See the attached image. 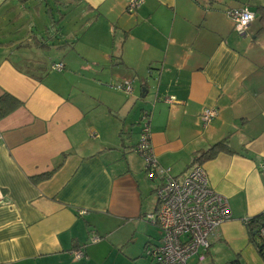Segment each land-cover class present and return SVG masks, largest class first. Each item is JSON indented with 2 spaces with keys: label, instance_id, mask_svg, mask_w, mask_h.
<instances>
[{
  "label": "crops",
  "instance_id": "0c3cea01",
  "mask_svg": "<svg viewBox=\"0 0 264 264\" xmlns=\"http://www.w3.org/2000/svg\"><path fill=\"white\" fill-rule=\"evenodd\" d=\"M40 1L0 0V96L20 101L0 118V264H152L145 248L161 233L143 217L156 205L135 150L143 111L172 175L228 140L198 163L232 216L196 264H262L242 219L264 211V0H141L132 12L129 0H54L87 19L65 32L58 9L36 27ZM240 7L255 13L245 34L226 14ZM45 48L66 57L35 58ZM124 81L131 92L113 87ZM137 87L149 108L131 102ZM204 109L216 111L206 123Z\"/></svg>",
  "mask_w": 264,
  "mask_h": 264
},
{
  "label": "built area",
  "instance_id": "2783aa9c",
  "mask_svg": "<svg viewBox=\"0 0 264 264\" xmlns=\"http://www.w3.org/2000/svg\"><path fill=\"white\" fill-rule=\"evenodd\" d=\"M140 1L129 0L126 10H136ZM226 14L239 34H245L255 18V13L246 7L227 9ZM249 16L251 19H248ZM51 69L61 71L63 63H52ZM113 87L131 92V81ZM167 101L172 103L173 99ZM147 113H142L144 123L135 150L143 157L147 177L158 181L155 187L156 205L143 217L160 229L161 236L158 243L146 246L145 255L151 258L152 264H190L189 258L196 256L191 263L196 264L204 259L211 242L218 238L220 225L231 218V208L225 196L209 187L206 173L200 164L194 163L180 175H172L169 169L158 164L150 142L149 126L145 122ZM215 115L214 109H204L201 120L206 123ZM260 169L264 170V163ZM247 221L248 217L242 219L243 223ZM260 232L264 235V229ZM99 239L97 234L91 233L90 242ZM72 255L80 259L84 257V252L81 248L74 249Z\"/></svg>",
  "mask_w": 264,
  "mask_h": 264
},
{
  "label": "rangeland",
  "instance_id": "374dc122",
  "mask_svg": "<svg viewBox=\"0 0 264 264\" xmlns=\"http://www.w3.org/2000/svg\"><path fill=\"white\" fill-rule=\"evenodd\" d=\"M45 1H46V3L44 2V0L40 1V3H38V6H39L38 10H39V13H40L39 15H37L36 11L34 10V7H35L36 3H32V4L29 5V6H31V8L29 9V13H30L29 16L33 20H35L36 27L39 30L40 29L42 30L43 23H45V24L48 23V15L45 13L46 11H49L50 15L56 21H58L59 17H60V16H58L57 9L62 13V16L65 17V20L63 22H61V27L64 28V32L67 31L68 29H71V28L73 30L77 31L78 29H80L82 27V24H84L86 22V20H87V19L84 20L83 18L81 19V18H79L77 16L75 3L72 4V5H68L66 7H62V6L58 5V4H55L54 0H45ZM61 1H63V0H61ZM35 31H36V29L34 28V32ZM43 34H44V32H43ZM44 37H45V34H44ZM54 42H57V41H54ZM71 54H73V53L70 52V55ZM65 57L66 56H62L61 57L60 53H58L56 50L45 48L41 53H38V55L35 58L41 59V60L44 59V60L47 61V58L50 60V59H59V58L63 59ZM70 58H71V56H67V60L70 59ZM64 61L66 63V60H64ZM18 63H20V62L18 61ZM63 69H64V67H63ZM65 70H67V66H65ZM36 74L41 75L42 73L37 72ZM86 76H89V75H86ZM87 78H89V77H87ZM76 80H77V78H75V79L72 78V81L75 82V83H76ZM135 92H136L135 93V98L132 99L131 102H135L136 101V102H138V106H142L144 108H146V107L149 108L150 106H147V104L143 103L144 102V98H140L138 87L135 89ZM153 181H154V183H152ZM152 182H151V186L153 187V185H154V189H153V192H151L150 196H151V199H154V197H155V187H156L158 181L152 180ZM208 185H209V183H208ZM209 187L212 188L210 185H209ZM159 235L160 234H158V237H159ZM152 244H154V243H152ZM227 254H228L227 250H224V249H223L222 252H220V255H222L223 257L227 256ZM195 259H196V256H193V257L189 258V263L191 264L192 262L195 261ZM200 264H203V263L201 262ZM229 264H231V261H230Z\"/></svg>",
  "mask_w": 264,
  "mask_h": 264
},
{
  "label": "trees",
  "instance_id": "16d2710c",
  "mask_svg": "<svg viewBox=\"0 0 264 264\" xmlns=\"http://www.w3.org/2000/svg\"><path fill=\"white\" fill-rule=\"evenodd\" d=\"M257 10L260 11V18L264 20V6H259ZM261 29H264V21H262ZM19 105L20 101L10 97L8 94L0 96V118ZM220 151H230L229 143L226 138L219 140L207 149L198 152L194 160L197 161V163L203 162L204 160L214 157ZM50 175L51 172L49 171L36 176L35 179L48 178ZM244 225L247 228L249 241L256 247V250L262 259V264H264V235L260 232L261 229H264V211L248 217V221L245 222ZM231 264H238V261L233 260L231 261Z\"/></svg>",
  "mask_w": 264,
  "mask_h": 264
},
{
  "label": "clouds",
  "instance_id": "9594fccd",
  "mask_svg": "<svg viewBox=\"0 0 264 264\" xmlns=\"http://www.w3.org/2000/svg\"><path fill=\"white\" fill-rule=\"evenodd\" d=\"M248 19H251V16H249Z\"/></svg>",
  "mask_w": 264,
  "mask_h": 264
},
{
  "label": "water",
  "instance_id": "95a60500",
  "mask_svg": "<svg viewBox=\"0 0 264 264\" xmlns=\"http://www.w3.org/2000/svg\"><path fill=\"white\" fill-rule=\"evenodd\" d=\"M142 98L144 97V95L142 94V96H141Z\"/></svg>",
  "mask_w": 264,
  "mask_h": 264
}]
</instances>
